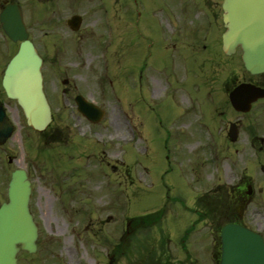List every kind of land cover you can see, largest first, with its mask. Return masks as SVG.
Here are the masks:
<instances>
[{
  "label": "rangeland",
  "instance_id": "obj_1",
  "mask_svg": "<svg viewBox=\"0 0 264 264\" xmlns=\"http://www.w3.org/2000/svg\"><path fill=\"white\" fill-rule=\"evenodd\" d=\"M14 1L47 60L44 75L57 73L55 86H45L54 114L45 135L28 128L22 111L5 101L16 132L0 146V204L7 199L12 172L26 169L39 227L38 252L20 254V264H142L160 240L159 225L150 237L143 229L136 234L139 227L133 225L130 235H136L121 254L115 245L130 238L126 225L132 218L164 208L163 224L182 234L197 221L184 204L193 207L197 194L207 196L198 204L203 209L207 200L220 205L227 188L241 179L256 191L246 221L252 225L261 214L258 221L264 223V152L257 154L259 139L245 132L255 123L257 135L264 137V115L258 118L260 108L247 115L233 144L226 131L236 117L228 114L221 125L225 116L219 112L230 109L217 108L216 115L209 100L195 95L188 70L197 75L198 59H183L169 38L177 17L174 0H161L169 6L132 0L128 14L125 0ZM74 14L83 16L76 33L67 25ZM212 45L217 53L218 43ZM17 47L0 25V80ZM233 64L223 62L219 71L227 74L240 66L237 59ZM78 95L105 111L98 124L77 111ZM202 224L192 232L203 243L198 255L206 263L209 227Z\"/></svg>",
  "mask_w": 264,
  "mask_h": 264
},
{
  "label": "water",
  "instance_id": "obj_2",
  "mask_svg": "<svg viewBox=\"0 0 264 264\" xmlns=\"http://www.w3.org/2000/svg\"><path fill=\"white\" fill-rule=\"evenodd\" d=\"M227 31L224 50L231 53L239 45L244 50V63L252 74L264 72V0H226L224 4ZM1 23L7 36L21 42L18 53L10 61L3 86L9 98L17 100L27 123L36 131H44L52 121L51 109L43 89L42 59L29 33L18 5H9L1 13ZM73 23H80L75 17ZM244 89V88H243ZM240 87L231 95L234 107L249 111L258 92ZM79 110L92 122H98L104 112L92 104L80 102ZM14 130L8 117L0 110V144ZM235 139L236 133L232 130ZM31 183L23 169L16 170L9 184L8 201L0 207V264H18L21 251L36 253L38 227L29 209ZM221 264H264L262 237L243 227L228 225L222 234Z\"/></svg>",
  "mask_w": 264,
  "mask_h": 264
},
{
  "label": "flooded vegetation",
  "instance_id": "obj_3",
  "mask_svg": "<svg viewBox=\"0 0 264 264\" xmlns=\"http://www.w3.org/2000/svg\"><path fill=\"white\" fill-rule=\"evenodd\" d=\"M43 1L44 0H35V4L42 5ZM50 1L52 0H48V2ZM95 1V4L100 3V0ZM10 2L11 0H0V6H4ZM108 2H110V0H108ZM125 2L126 5L124 6L128 14V11L131 10L132 0H125ZM223 3L224 0H174L173 6L175 7V14L177 17L175 19L173 36L169 37L174 40L177 46H180L179 53L183 59L188 60L189 63L198 59L197 75L192 69H190V67L188 70L191 77L190 89H192L198 97L199 94H201L202 98L200 99L209 100L207 102L210 105V108H214L215 113H218L216 111L217 108H229L231 106L229 95L239 86L250 85L264 90V73L252 75L245 69L242 62L243 52L241 48H237L236 52L230 56L226 55L223 51L222 37L226 30ZM160 4L163 6L170 5L167 1L165 2L161 0ZM102 8L104 7L102 6ZM107 11L109 12V10ZM69 19L67 20V25ZM51 20L56 23L55 20ZM40 22L41 24H46L49 22V18L40 19ZM72 32L76 33L74 31ZM213 41H216L219 45V51L217 53L213 50ZM215 54H218L219 57H214ZM41 56L46 63V58L42 54ZM236 59L240 62V66L237 68H231L227 74L219 71V67L223 62L234 66L233 63ZM55 76H57V73L52 74L51 71L47 70V73L44 75L45 86L46 84H53L55 86ZM66 81L69 82L67 79ZM48 92L49 91H47V93ZM213 94H215V97ZM6 99V94L0 83V106L4 105L7 107V105H5ZM200 99L194 97L193 100L200 101ZM257 108H260L262 111L260 115H264V98L258 99L252 105L251 111H255ZM211 110V113L213 114V109ZM219 114L220 116H225L226 112L225 110H222ZM235 115V124L242 130L243 127L241 126L244 124V119L248 114L235 112ZM255 129L257 128L255 127ZM245 132L249 133L247 130ZM257 151H264V147H259ZM248 187V184L243 180L240 185L231 189L229 193V202L223 204L220 211L213 212L211 204L207 205L205 219L209 231L208 233H205L206 244L204 247H206L205 251L207 253L203 254V261L206 263H203L198 255V250L202 248L203 243L200 242V239L196 240L194 238V232H192V230H186L181 234L178 232H171L169 228L160 229V244H157L156 247H151V250L147 254L148 263L220 264L222 226L234 223L250 227L249 223L245 220L244 207L246 203L255 198V191L252 192ZM199 215H201V212H199ZM258 218L261 219V214H258V217L253 221L255 226L254 229L260 232L264 237V223L262 224L258 221ZM194 240L196 243L199 241L197 248Z\"/></svg>",
  "mask_w": 264,
  "mask_h": 264
}]
</instances>
